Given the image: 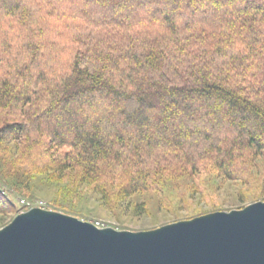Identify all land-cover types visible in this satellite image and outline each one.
<instances>
[{
  "label": "trees",
  "instance_id": "1",
  "mask_svg": "<svg viewBox=\"0 0 264 264\" xmlns=\"http://www.w3.org/2000/svg\"><path fill=\"white\" fill-rule=\"evenodd\" d=\"M0 143L106 200L264 185V0H0Z\"/></svg>",
  "mask_w": 264,
  "mask_h": 264
},
{
  "label": "water",
  "instance_id": "2",
  "mask_svg": "<svg viewBox=\"0 0 264 264\" xmlns=\"http://www.w3.org/2000/svg\"><path fill=\"white\" fill-rule=\"evenodd\" d=\"M0 264H264V203L139 233L30 209L0 229Z\"/></svg>",
  "mask_w": 264,
  "mask_h": 264
},
{
  "label": "rangeland",
  "instance_id": "3",
  "mask_svg": "<svg viewBox=\"0 0 264 264\" xmlns=\"http://www.w3.org/2000/svg\"><path fill=\"white\" fill-rule=\"evenodd\" d=\"M1 144V143H0ZM19 152L10 143L0 145L1 193L10 196L16 210L0 215V229L30 209L52 211L89 222L99 229L139 233L190 221L214 213L240 211L264 203V185L253 179L228 180L207 167L200 174L174 177L156 191L120 198L118 184H110L112 195L73 181L71 175L26 171L17 161ZM257 177V176H256Z\"/></svg>",
  "mask_w": 264,
  "mask_h": 264
}]
</instances>
